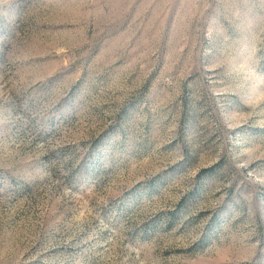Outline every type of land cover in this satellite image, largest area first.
I'll return each instance as SVG.
<instances>
[{
    "label": "rangeland",
    "instance_id": "374dc122",
    "mask_svg": "<svg viewBox=\"0 0 264 264\" xmlns=\"http://www.w3.org/2000/svg\"><path fill=\"white\" fill-rule=\"evenodd\" d=\"M0 264H264V0H0Z\"/></svg>",
    "mask_w": 264,
    "mask_h": 264
}]
</instances>
